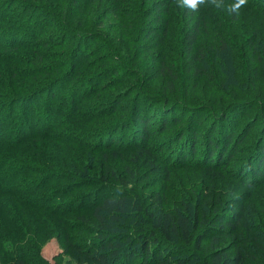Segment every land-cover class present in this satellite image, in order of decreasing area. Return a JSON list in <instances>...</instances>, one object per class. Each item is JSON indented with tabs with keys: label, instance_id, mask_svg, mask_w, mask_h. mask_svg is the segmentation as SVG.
<instances>
[{
	"label": "trees",
	"instance_id": "trees-1",
	"mask_svg": "<svg viewBox=\"0 0 264 264\" xmlns=\"http://www.w3.org/2000/svg\"><path fill=\"white\" fill-rule=\"evenodd\" d=\"M14 2L18 4L10 9ZM170 3L0 0L1 34L14 38L3 44L1 52L13 48L35 56L29 59L34 62L31 71L22 75V67L12 66L10 61L6 64L8 59L0 55V66L5 69L2 77L8 73L10 81L21 86V80L27 85L0 93L1 128L11 123L10 129L16 133L6 141L0 137V264H49L41 252L47 239L56 234L68 236L74 229L64 218L67 211L63 207L88 198H95L89 207L96 222L84 223L96 234L89 246L72 244L80 263L195 264L193 258H203V264H264V253L251 255L241 247L229 253L222 243L229 236L237 239L243 233V202L230 210L237 215L234 218L225 217V205L214 206L212 219L204 211L192 210L187 202L184 210H167L162 197L154 196L158 210L154 223L135 231L123 239L125 242L105 226L107 218L119 223L129 205L127 192L103 193L104 183L117 177L106 164L109 152L118 155L120 149L131 150L134 160L149 161L151 150L158 148L152 164L162 159L171 167L196 164L223 176L234 170L236 161L240 162L234 152L249 138L250 128L237 131L236 118H232L235 109L253 99L247 92L248 80L244 86L235 87L234 76L232 82L215 78L209 104L200 107L188 106L187 98L192 97L188 84L179 80L182 71L195 87L200 76H209L211 71L222 74L223 64L229 61L227 70L232 75L240 62L246 71L251 69L252 78L258 82V65L264 66V54L255 50L264 43V13H253V19L245 24L247 47L242 43L232 46L229 31L223 30L228 22L222 13H197L200 4L195 10L187 7L182 13L186 28L174 50L170 43ZM247 4L264 12V0H247ZM10 10L30 14V19L26 17V25L18 26L21 18L9 16ZM231 14L235 23L238 13ZM28 35L32 38L17 41ZM205 41L210 44L209 50L204 48ZM229 83H234L235 90L227 92ZM256 94L264 99V81ZM238 98L246 103L236 105ZM40 101L47 108L34 109L33 117L31 108ZM18 104L21 109L14 111ZM5 108L10 118L3 116ZM55 110L56 117L52 113ZM261 115L264 112L258 117ZM202 117L209 118V123ZM258 117L261 134L254 139L255 149L239 172L249 186L264 176V117ZM42 124L45 126L31 130V126ZM244 148L249 150L248 143ZM53 181L60 185L47 187ZM78 186L90 190L81 191L72 200L54 201L62 191L70 192ZM138 241L139 245L131 248ZM163 245L187 255L174 258L172 251L162 252ZM260 246L264 248V243Z\"/></svg>",
	"mask_w": 264,
	"mask_h": 264
},
{
	"label": "rangeland",
	"instance_id": "rangeland-1",
	"mask_svg": "<svg viewBox=\"0 0 264 264\" xmlns=\"http://www.w3.org/2000/svg\"><path fill=\"white\" fill-rule=\"evenodd\" d=\"M169 1L171 2L170 17L173 15V23L171 27L172 41H170V43L175 50V48H177V44L175 42L178 41L179 36L185 31L186 28V19L183 17L182 13H186L187 7H181L178 3V0ZM218 2L221 3L220 7H217L215 4H213L211 0H206L205 3L200 4V8L197 13H222L223 17L228 22L227 25L223 24V30L227 29L229 31V37L231 38V42L229 44L236 46L242 43L244 46H246V40L244 37L245 24L253 19V13L264 12H257L251 7V5L247 3L237 12H233L230 11V6L233 5L234 2H229L228 0H218ZM17 4V2H14L10 9H13V6ZM16 11L13 13L14 11L10 10L8 15L12 17L18 16L19 19L21 18L20 22H17L16 25H26V17L27 19H30V14L25 15L24 13H16ZM231 13H238V18L235 19V23L231 18ZM220 31H222V29H220ZM1 33L2 32L0 31V52L2 51L1 48L4 43L14 40V38H11L9 34L2 35ZM208 36H211V34ZM30 38H32V36L28 35L26 37H22V40L17 39V41L24 42ZM204 44L205 50H209V42L205 41ZM259 44V48L257 47L255 51H257V53L264 54V43L260 42ZM39 49L41 51L46 50V48ZM25 53L26 52L22 50L11 48L5 49L4 52L0 53V55L4 54V56L8 59V62L5 61L6 64H8L10 61V65L22 67L19 69V73L23 75L31 71L30 67L33 66L34 62L30 61L29 59H34L33 57H35L31 54ZM210 57H212L214 60L216 59L212 52H210ZM225 58H228V56L225 55ZM173 59L176 58L173 57ZM223 66H225V69L223 70L222 74L218 72L217 75L216 73L214 75V72L211 71L212 74L209 75L210 77L207 75L200 76V82L198 81L195 87H192L194 81H192L190 78L187 80L185 75L183 76L182 71L180 73L179 82L181 83L184 79V83L188 84V94L192 96L191 98H187L190 101L187 104H191L188 106L200 107L203 105L207 106L209 104L207 101L212 96L211 93L214 90L215 78L218 79L219 77L220 80L229 79V82H232L231 79L234 76V79L236 78L235 87H237V85L244 86L248 80V85H250V88H248L247 92L253 96V99L250 101V104H247L241 108L238 107L232 113V118H236L237 121V131L242 128H250L248 134L249 138L247 137L244 141H242L236 148L237 151L234 152V156H238L241 159L240 162L236 161L232 165V167L235 166V168L230 173L226 172L223 176H219L212 171H206L199 168L196 164L171 167L167 164H164L163 161H165V159L159 160L152 164L151 159L153 156L158 154V148H153L151 150L149 161H145L143 158H140L137 161L134 160L130 157L131 150L120 149L118 150V155L114 154L113 152H109V157L106 160V164L116 171L117 177H110L106 183H104L103 193L120 195L124 192H127L129 199L127 213L121 219V221L119 223H113L110 221L111 219L107 218V222L105 224V226L107 225L108 227H111L110 231L114 232L116 239L124 241L123 239L131 236L133 233H135V231L142 227H149L154 223L158 214V210L154 207V196L162 197V205L167 210H184L185 203L187 202L192 206V210L204 211L207 216L211 217L212 219L215 217V212H213L214 206L219 205L220 207L221 205H225V217L234 218V216L236 217L237 215L230 213V210L235 207L236 203L243 202L245 204V208L241 209L242 219L240 222L243 228V233L239 235L237 239H233V237L229 236L222 243L228 247L229 253H235L236 249L239 247L246 249V251H248V253L251 255L255 253H264V248H261L262 246H260V244L263 245L264 243V176H262V178H260L255 184L249 186L244 182V177L240 176L239 174L240 170L244 167V165L247 164V157L255 149L253 143L254 139L259 137L261 134V123L257 120V117L264 112V99L261 98L259 94L255 95V93L257 92L261 82L264 81V66L258 65V69L261 73V78H258V82L254 81L252 78V75L250 74L252 72L251 69H247L246 71L243 67L244 65L240 62L237 64L238 68L234 73L235 75H232L233 72L227 70V68L230 67L229 61H225ZM4 70V66H0V93H10L12 91L20 90L22 86L25 88L27 87V85L23 84V81L21 80H19L21 86H18V82L10 81L8 78V73L2 77ZM207 71H209V69ZM241 76L245 77V80H243L244 78ZM229 84L230 86L228 91H226L230 92L231 88H234L233 90H235L234 83ZM247 92L245 96H247ZM178 93L181 95L183 94L182 92ZM43 100L47 102L46 99ZM234 102L237 105L246 103V100L244 98H238L235 99ZM220 103L222 104L223 100H221ZM46 105L47 104L41 101L34 103L31 108L32 116L34 117L35 115L34 109L36 111H45L47 108ZM221 106L223 107V104ZM20 107H22L21 104H18L16 108H14V111L15 109L20 110ZM22 110L23 112L25 111V109ZM183 111L185 112V117H188L189 112H186V109ZM56 112L57 110L52 113L54 114ZM8 113V109L5 108L3 110V116L4 114L9 116ZM229 116L231 118V113ZM54 117H56V114H54ZM259 117H264V115ZM202 120L204 122L207 121L206 123H209V118L206 119L202 117ZM16 121L17 119L12 122ZM10 124H7V126H4V128H1L0 124V137H4V141H6V139H8L11 135H16V133L13 132V129H10ZM44 126L45 124H42L38 127L31 126V130H38L40 127ZM12 128L16 129L14 126H12ZM173 132L174 131H172L171 134H173ZM247 143L249 146L248 151L244 148ZM56 184L57 182L53 181L48 184L47 187L53 189L56 188ZM57 185H60V183ZM89 190L90 189L88 186H78L70 192L64 190L61 192V194H58L59 196L54 198V201L72 200L70 198L74 195L79 194L81 191ZM94 192L95 190L93 189V193ZM93 202H95V198H88L85 202L80 201L76 205L70 204L69 206L63 207L64 211H67L64 218L69 221L68 225L74 227V229L68 232V236L66 234H56L55 236L47 239L41 252L49 264H97L91 261L80 263V257L77 251L71 247L72 244L84 247L89 246L91 244L90 241H93L94 239L96 233L91 232L89 230L90 226L84 223L89 220L91 222H96V219L92 214V209L89 207V205H91ZM174 240L179 241V238L175 237ZM139 243L140 242L138 241L131 248L137 247ZM168 250V246L163 245L162 252L165 253L168 252ZM169 251H172L171 256L174 258L178 256L184 257L187 255V252L182 254V252H179L178 250L170 249ZM201 259L198 260V258H193L191 261L195 262V264H203L204 260L203 258ZM134 264H137V261H135ZM247 264L249 263L247 262Z\"/></svg>",
	"mask_w": 264,
	"mask_h": 264
},
{
	"label": "clouds",
	"instance_id": "clouds-1",
	"mask_svg": "<svg viewBox=\"0 0 264 264\" xmlns=\"http://www.w3.org/2000/svg\"><path fill=\"white\" fill-rule=\"evenodd\" d=\"M206 0H178V3L181 7H189L193 10L196 9L198 4L205 3ZM213 4H215L217 7L221 6V3L218 2V0H211ZM247 3V0H236L235 4L230 6V11L237 12L242 6H244Z\"/></svg>",
	"mask_w": 264,
	"mask_h": 264
}]
</instances>
